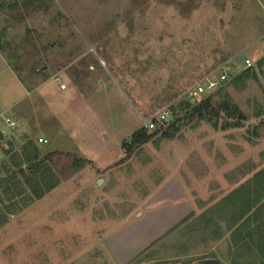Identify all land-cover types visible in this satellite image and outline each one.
I'll list each match as a JSON object with an SVG mask.
<instances>
[{"label":"rangeland","instance_id":"1","mask_svg":"<svg viewBox=\"0 0 264 264\" xmlns=\"http://www.w3.org/2000/svg\"><path fill=\"white\" fill-rule=\"evenodd\" d=\"M263 58L264 0H0V264H264L227 201L264 171ZM28 140L58 183L25 205Z\"/></svg>","mask_w":264,"mask_h":264},{"label":"trees","instance_id":"2","mask_svg":"<svg viewBox=\"0 0 264 264\" xmlns=\"http://www.w3.org/2000/svg\"><path fill=\"white\" fill-rule=\"evenodd\" d=\"M2 6H3V3H1V8ZM262 63H264V58L263 60L258 62L259 65H261ZM244 68L245 69L243 70L242 75H244L245 77H248L250 73V68L249 67H244ZM189 106L190 105L187 102L180 103V107L184 109H187ZM211 106H212L211 97H208L202 100L197 106L193 107L188 112H190V115L201 116L202 113H204L205 111H208V109L211 108ZM219 110L228 112V116L230 119L233 118L236 120H240L243 118L242 112L239 110V108L236 105L231 106L230 104L225 102L223 104H220ZM174 124L175 123H173L172 126ZM233 126L234 125H231V127ZM151 135H154V134H151ZM151 135L148 134L144 129L137 130L130 137L132 141L131 145L134 148V147H137L139 144L146 143L147 141L151 139ZM1 136L2 134L0 133V137ZM5 152L6 154H9L8 151H5ZM10 160H12V163L18 168V172L21 175V178H22L21 180L20 179L17 180L15 177H13V179L14 178L16 179L15 183L17 184V188H18V192L16 196H19V197L24 196L25 205H27L31 201V199H33V197L35 199H39L45 193L51 191L53 188L57 186L58 178L55 177L57 178L55 180L54 177L51 176L52 170L50 169V167H48L45 164V158L40 156V149L38 148L36 144H34V142H32V140L31 141L28 140V142L25 143L21 147V150L19 152H12L10 154ZM0 169L4 171H8V164L6 162H3ZM257 175H259L257 176V179L255 177L256 175L254 176L255 180H258V177H260V175L264 176V171L259 172ZM26 188L31 190V196L30 195L25 196ZM261 189L262 187L259 186L260 191ZM262 195L263 194L258 196L257 194H255L252 199L246 198V200L244 199L241 200L237 196L233 195L231 198L227 199L228 203L230 202L231 205L234 206V209H235V211L232 214L233 222H237V220L245 217V215H248L247 221L249 222V224L252 221L251 224L257 225L256 227L251 228L248 234L252 235L253 232H256L260 236V240H263L262 244L258 240L259 241V245H258L259 251H262L264 249V233H262L264 231V220H262L261 224H259V222L256 221L257 220L256 216L259 210H262V208H264V201L254 211H252V209L260 201H262L263 199ZM239 201H243V203L239 204L238 203ZM235 207H237V209ZM239 240L240 238L237 237L236 241L238 242ZM245 248L252 251L251 248L247 245H245Z\"/></svg>","mask_w":264,"mask_h":264},{"label":"crops","instance_id":"3","mask_svg":"<svg viewBox=\"0 0 264 264\" xmlns=\"http://www.w3.org/2000/svg\"><path fill=\"white\" fill-rule=\"evenodd\" d=\"M259 171H261V169L259 170ZM259 171L257 172V173H255L254 174V176L256 177V179H257V176H259V175H257L258 173H259ZM260 180V181H259ZM262 180V181H261ZM256 182L258 181V183H251V185H250V188H246V186H244L242 189H245V195H243V196H239L238 198H240L241 200L242 199H244V200H246V198H250V197H254V195L255 194H257L258 196L259 195H261V194H263L262 195V197H263V199H262V201H260L253 209H252V211H254L256 208H258V206L264 201V176L262 175H260V177H258V180H255ZM254 181V182H255ZM259 186H261L262 187V189H261V191L259 190ZM242 189H238V191H241L242 192ZM231 198V197H230ZM230 203V202H229ZM239 204H241V203H243V201H239L238 202ZM236 209H237V207H235ZM248 215H245V217H243V218H241V219H239V220H237V222H233L232 221V223L234 224V226H235V228H239L240 229V232H239V234L236 232V239H237V237H239L240 238V240L239 241H241V246L242 247H244L245 248V245H247V246H249L250 248H251V250L252 251H250V250H248L247 248H245L246 249V251H249V252H251V253H253V254H255L254 252H253V247H254V245L253 244H255V247L256 248H258V245H259V242H255V243H253V244H250V245H248L247 244V242H242V237L245 235V237H248V233H249V231H250V228H252V227H249V226H251V225H255V224H251V222H250V224H249V222L247 221L248 220ZM257 222H259V224H261V221L262 220H264V208H262V210H259V212H258V214H257ZM248 222V223H247ZM243 226V227H242ZM255 227V226H254ZM253 227V228H254ZM243 232H246L245 234H241V233H243ZM262 233H264V231L262 232ZM239 235V236H238ZM259 238H260V236H259ZM239 241L237 242L236 240H234V243H235V245L237 246V244H239ZM244 241V240H243ZM259 241L261 242V244L263 243L262 241L263 240H260L259 239ZM258 251V253L259 254H263V250L262 251H259V249L257 250Z\"/></svg>","mask_w":264,"mask_h":264},{"label":"built area","instance_id":"4","mask_svg":"<svg viewBox=\"0 0 264 264\" xmlns=\"http://www.w3.org/2000/svg\"><path fill=\"white\" fill-rule=\"evenodd\" d=\"M251 61L249 59L245 60L244 67H250L251 66ZM226 69H228V66L225 67V70L220 73L219 77H213L212 75H208L202 80L200 83L196 84L195 86L191 87L190 89L187 90L186 96L190 98H194L197 96H200L201 94H209L213 92L220 83H222L227 75H226ZM62 89L65 88V85H61ZM166 115L161 114L160 118H165ZM7 122L10 123V125H13V122H10L7 120ZM145 127L147 130H153L155 128V123L152 119L148 120L145 123ZM40 142H42V139H39Z\"/></svg>","mask_w":264,"mask_h":264},{"label":"water","instance_id":"5","mask_svg":"<svg viewBox=\"0 0 264 264\" xmlns=\"http://www.w3.org/2000/svg\"><path fill=\"white\" fill-rule=\"evenodd\" d=\"M204 264H220L218 260L208 259L204 260Z\"/></svg>","mask_w":264,"mask_h":264}]
</instances>
